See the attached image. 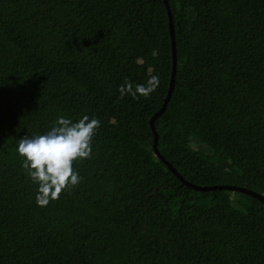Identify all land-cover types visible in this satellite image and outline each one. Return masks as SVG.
I'll use <instances>...</instances> for the list:
<instances>
[{"label": "trees", "instance_id": "trees-1", "mask_svg": "<svg viewBox=\"0 0 264 264\" xmlns=\"http://www.w3.org/2000/svg\"><path fill=\"white\" fill-rule=\"evenodd\" d=\"M168 1L159 151L195 185L264 193V0ZM172 72L165 0H0V264H264V203L156 155ZM85 114L80 182L38 206L18 139Z\"/></svg>", "mask_w": 264, "mask_h": 264}, {"label": "clouds", "instance_id": "clouds-1", "mask_svg": "<svg viewBox=\"0 0 264 264\" xmlns=\"http://www.w3.org/2000/svg\"><path fill=\"white\" fill-rule=\"evenodd\" d=\"M156 76L146 84L125 81L119 87L121 93L145 96L155 89ZM100 121L87 114L76 120L57 116L42 134H26L17 141L16 152L22 157L21 166L35 185V200L38 206H46L58 199L62 190L77 185L81 177L74 162L92 155V140Z\"/></svg>", "mask_w": 264, "mask_h": 264}, {"label": "water", "instance_id": "water-1", "mask_svg": "<svg viewBox=\"0 0 264 264\" xmlns=\"http://www.w3.org/2000/svg\"><path fill=\"white\" fill-rule=\"evenodd\" d=\"M168 13H169V18H170V28H171V37H172V48H173V72H172V77H171V83H170V89L168 92L167 97L165 98L163 106L152 116L151 118V126L154 132V149L156 152L157 156H161L162 159L164 160L165 164L169 166V168L182 180V182L190 187L195 188L196 190H202V191H209V190H217V189H228L232 191H239V192H244L246 194L251 195L252 197L258 198L264 203V193H259L253 189L247 188L244 185H237V184H216L213 186H198L195 185L191 182H188L187 180L184 179V177L178 172L177 168H175L171 162L165 159L163 157L158 149V138L159 134L156 130L155 126V121L156 119L166 110L167 105L172 97L174 87H175V77H176V70H177V48H176V41H175V29H174V24H173V13L169 4L168 0H165Z\"/></svg>", "mask_w": 264, "mask_h": 264}]
</instances>
